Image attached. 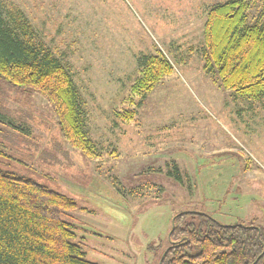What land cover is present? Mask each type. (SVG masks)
<instances>
[{
	"label": "rangeland",
	"instance_id": "374dc122",
	"mask_svg": "<svg viewBox=\"0 0 264 264\" xmlns=\"http://www.w3.org/2000/svg\"><path fill=\"white\" fill-rule=\"evenodd\" d=\"M222 1L0 0L71 74L95 146L73 148L42 95L0 79V167L75 200L63 217L87 259L157 264L180 210L264 231V96L204 68L206 13ZM250 3L252 22L261 3ZM158 52L173 70L142 97L131 90L138 57Z\"/></svg>",
	"mask_w": 264,
	"mask_h": 264
},
{
	"label": "trees",
	"instance_id": "16d2710c",
	"mask_svg": "<svg viewBox=\"0 0 264 264\" xmlns=\"http://www.w3.org/2000/svg\"><path fill=\"white\" fill-rule=\"evenodd\" d=\"M251 1L225 0L208 9L203 25L204 68L216 71L222 87L260 99L264 96V0H254L261 7L252 22L248 20ZM138 62L140 75L131 90L142 97L173 70L161 52L142 54ZM0 79L12 88L42 95L64 139L87 156L95 154L71 74L23 13L4 3H0ZM167 173L181 180L176 165ZM77 208L68 195L0 167V264H98L86 258L73 224L63 217ZM171 219L157 264H264L260 226L222 223L197 210L176 211Z\"/></svg>",
	"mask_w": 264,
	"mask_h": 264
},
{
	"label": "water",
	"instance_id": "95a60500",
	"mask_svg": "<svg viewBox=\"0 0 264 264\" xmlns=\"http://www.w3.org/2000/svg\"><path fill=\"white\" fill-rule=\"evenodd\" d=\"M171 221H172V219H171ZM164 253H165V251L161 254L160 259L163 257ZM158 264H159V262H158Z\"/></svg>",
	"mask_w": 264,
	"mask_h": 264
}]
</instances>
